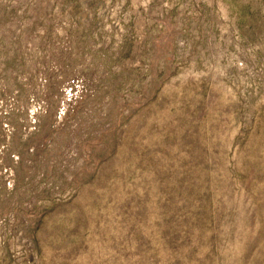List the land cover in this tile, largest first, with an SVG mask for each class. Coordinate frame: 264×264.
I'll list each match as a JSON object with an SVG mask.
<instances>
[{"label":"rangeland","instance_id":"1","mask_svg":"<svg viewBox=\"0 0 264 264\" xmlns=\"http://www.w3.org/2000/svg\"><path fill=\"white\" fill-rule=\"evenodd\" d=\"M0 264H264V0H0Z\"/></svg>","mask_w":264,"mask_h":264}]
</instances>
